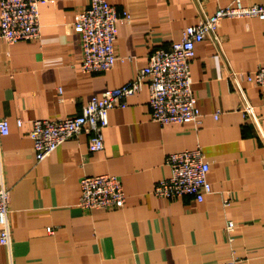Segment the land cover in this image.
Here are the masks:
<instances>
[{
  "label": "crops",
  "instance_id": "0c3cea01",
  "mask_svg": "<svg viewBox=\"0 0 264 264\" xmlns=\"http://www.w3.org/2000/svg\"><path fill=\"white\" fill-rule=\"evenodd\" d=\"M108 1L130 19L118 21V60L102 73L82 71L73 25L90 0H47L38 39L10 44L0 36V119L10 126L0 135V174L11 227L0 264H264V88L247 80L264 63V21L225 18L197 43L190 74L199 126L153 121L145 85L110 111L101 151H89L81 133L37 161L34 120L79 115L93 95L131 81L153 50L233 0ZM198 145L213 192L202 202L156 197L155 185L170 176L166 157ZM101 174L121 178L125 205L80 209V179ZM228 220L236 224L232 242Z\"/></svg>",
  "mask_w": 264,
  "mask_h": 264
},
{
  "label": "built area",
  "instance_id": "2783aa9c",
  "mask_svg": "<svg viewBox=\"0 0 264 264\" xmlns=\"http://www.w3.org/2000/svg\"><path fill=\"white\" fill-rule=\"evenodd\" d=\"M47 0H0V36L7 43L38 39L41 31L40 7ZM256 18L264 21V2L246 5L243 0H233L219 6L211 15L200 18L198 23L187 26L179 41L167 47L153 50L148 63L135 77L118 88L108 89L100 96L93 95L81 107V113L73 117L37 119L32 123L30 137L38 162L49 157L62 143L79 136L89 135L91 152L104 148L103 130L109 124V113L116 107H126L127 99L147 86L150 117L161 124L191 122L201 124V111L192 87L190 64L195 58V47L206 36L213 35L225 18ZM130 19L126 11H120L108 0H90V5L78 12L74 28L81 40L80 67L86 73H102L110 70L118 57L115 42L117 23ZM247 80L264 88V63L247 76ZM250 107H244L249 112ZM21 126L22 121L18 120ZM7 119H0V135H8ZM170 176L154 187L156 197L174 199L192 197L204 201L213 192L208 179L209 162L201 146L171 153L166 157ZM10 190L0 174V244L10 246L11 227L8 203ZM126 203L121 178L112 174L84 176L80 179V196L77 206L82 210L121 208ZM225 205H228L226 202ZM236 224L226 223L225 231L233 241ZM52 232V227L48 228ZM226 264H240L233 259Z\"/></svg>",
  "mask_w": 264,
  "mask_h": 264
}]
</instances>
